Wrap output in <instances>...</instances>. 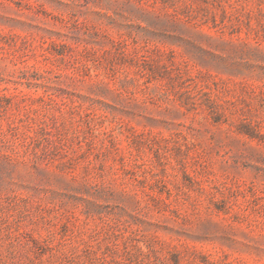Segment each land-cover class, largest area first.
<instances>
[{"label": "rangeland", "instance_id": "rangeland-1", "mask_svg": "<svg viewBox=\"0 0 264 264\" xmlns=\"http://www.w3.org/2000/svg\"><path fill=\"white\" fill-rule=\"evenodd\" d=\"M0 264H264V0H0Z\"/></svg>", "mask_w": 264, "mask_h": 264}]
</instances>
